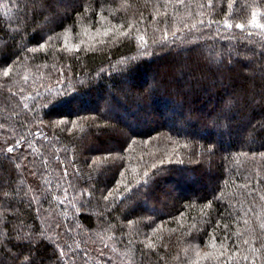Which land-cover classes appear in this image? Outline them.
I'll return each instance as SVG.
<instances>
[{
	"label": "trees",
	"instance_id": "trees-1",
	"mask_svg": "<svg viewBox=\"0 0 264 264\" xmlns=\"http://www.w3.org/2000/svg\"><path fill=\"white\" fill-rule=\"evenodd\" d=\"M0 264H264V0H0Z\"/></svg>",
	"mask_w": 264,
	"mask_h": 264
},
{
	"label": "bare ground",
	"instance_id": "bare-ground-1",
	"mask_svg": "<svg viewBox=\"0 0 264 264\" xmlns=\"http://www.w3.org/2000/svg\"><path fill=\"white\" fill-rule=\"evenodd\" d=\"M231 7V6H230ZM227 17V16H226ZM142 25V24H141ZM158 28L156 27V30H157ZM156 37V36H155ZM49 48V47H48ZM43 50V49H42ZM34 51V50H33ZM46 52V51H45ZM47 53V52H46ZM46 55V54H45ZM16 60V59H15ZM215 60V59H214ZM15 67H17L16 65H15ZM12 69V68H11ZM23 71H24V69H23ZM15 72V71H14ZM19 72V71H18ZM20 86V85H19ZM26 86V85H25ZM2 89V88H1ZM3 96H4V94H3ZM175 98V97H174ZM185 100V99H184ZM178 102V101H177ZM180 102H182V101H180ZM176 104V103H175ZM188 105V104H187ZM177 106V105H176ZM182 107V106H181ZM179 110H182V109H179ZM228 110V109H227ZM263 110V109H262ZM172 113V112H171ZM189 116V115H188ZM188 118V117H187ZM87 122V121H86ZM79 123V122H78ZM63 128V127H62ZM154 128V127H153ZM52 130H53V128H52ZM59 130V129H58ZM78 130V129H77ZM169 131V130H168ZM179 131V130H178ZM178 134V133H177ZM78 138V137H77ZM82 140V139H81ZM187 140V139H186ZM74 141V140H73ZM90 146H92V144L90 145ZM190 151V150H189ZM106 162V161H105ZM176 162V161H175ZM181 163V162H180ZM182 164H184V163H182ZM190 164V163H189ZM188 164V165H189ZM178 165H179V162H178ZM185 165H186V163H185ZM147 173V172H146ZM144 175V174H143ZM146 175V174H145ZM128 183V182H127ZM254 184V183H253ZM255 204V203H254ZM257 206H258V204H256ZM256 207V206H255Z\"/></svg>",
	"mask_w": 264,
	"mask_h": 264
},
{
	"label": "rangeland",
	"instance_id": "rangeland-1",
	"mask_svg": "<svg viewBox=\"0 0 264 264\" xmlns=\"http://www.w3.org/2000/svg\"><path fill=\"white\" fill-rule=\"evenodd\" d=\"M108 98H109V96H107ZM136 107H137V104L135 105ZM233 106V104L231 103V106L230 105H228L227 106V109L229 110L231 107ZM224 116H222V117H220V116H217V117H214V119H215V121L217 122V121H219V120H221V118H223ZM240 119H243V118H245V116H241V117H239ZM180 125L182 126V123H180Z\"/></svg>",
	"mask_w": 264,
	"mask_h": 264
},
{
	"label": "snow or ice",
	"instance_id": "snow-or-ice-1",
	"mask_svg": "<svg viewBox=\"0 0 264 264\" xmlns=\"http://www.w3.org/2000/svg\"><path fill=\"white\" fill-rule=\"evenodd\" d=\"M228 27H231V25H228ZM236 27L242 29V28H243V25H241V24H237ZM4 74L7 75L8 73L5 72ZM7 151H8L9 153L13 152V148H12V147H8V148H7ZM245 242H246V241H245Z\"/></svg>",
	"mask_w": 264,
	"mask_h": 264
}]
</instances>
